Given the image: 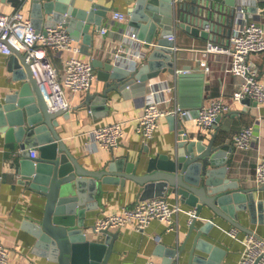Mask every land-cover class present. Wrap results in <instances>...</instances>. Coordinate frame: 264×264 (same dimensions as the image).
<instances>
[{"label": "water", "instance_id": "obj_1", "mask_svg": "<svg viewBox=\"0 0 264 264\" xmlns=\"http://www.w3.org/2000/svg\"><path fill=\"white\" fill-rule=\"evenodd\" d=\"M129 1L128 23L145 41V61L132 69L109 56L93 57L91 62L97 69L98 78L105 82L102 92L89 91L83 102L93 111L98 107L105 112L108 110L107 100L112 90L123 89V85L136 80L146 86L149 80L164 72H176L178 51L172 48L175 41L168 38L174 28L206 37L213 36L219 29L218 23L213 19L211 22V16L208 19L190 13L187 2L175 14L173 0ZM77 2L32 0L31 18L38 29L62 22L73 38L80 39L83 35L85 48L90 52L95 30L102 28L110 4L96 1L85 7ZM257 9V5L248 6L249 11L256 12ZM200 13L202 15V11ZM233 13L234 7L226 16L230 24ZM208 23L212 26L211 31L205 29ZM8 68L13 72V78L21 80L22 84L6 94L0 104V133L7 142L18 141L23 149L20 182L46 197L43 216L37 220H24V227L36 237L35 252L49 261L55 264H115L111 258L119 232L110 227L97 230L95 225L87 226L85 218L89 210L100 206L105 183L125 185L127 179L145 185L142 199L165 195L167 185L181 201L196 208L188 235L181 244H158L156 254L162 256L163 264H228L224 261L226 250L203 237L210 234L214 225L212 216L198 224L206 208L248 233L254 231L241 221L242 215L252 222H264V196L257 197L256 194L264 191V184L246 187L229 176V154L233 146L229 144L227 149L225 143H216L217 131L206 139L191 137L179 126L172 150L151 156L146 172L142 174L137 172L140 161L131 162L127 156L114 155L103 168L90 169L70 150L56 128L60 123L58 117H68L69 109L50 108L26 55L14 49L9 55ZM176 77L180 86L179 104L191 108L193 116H198L199 108L204 104L205 73L198 70L179 72ZM191 81L198 85L192 98L187 94ZM168 118L175 123L174 114ZM221 120L222 117L219 122ZM33 147L39 152L36 157L30 156ZM155 181L163 183L164 188L148 194Z\"/></svg>", "mask_w": 264, "mask_h": 264}, {"label": "crops", "instance_id": "obj_2", "mask_svg": "<svg viewBox=\"0 0 264 264\" xmlns=\"http://www.w3.org/2000/svg\"><path fill=\"white\" fill-rule=\"evenodd\" d=\"M77 1L78 5L85 7L96 1L110 4V10L103 19L102 28L107 26L114 10L127 12L128 7L131 5L129 0ZM233 2L234 0H189L193 15L208 19L211 16V22L213 19L214 22L218 23L219 29L213 33V38L196 35L182 28L174 29L175 43L178 47V68L190 65L193 68L196 67V70L204 72L201 68L199 69L197 57L202 56V51L198 49L206 48L209 40L221 45L228 44L227 30H230L231 24L226 16H228L227 13L230 8L241 2H245L248 6L257 5L258 8H264V0H235L234 3L236 4H233ZM18 8H22L25 14L32 17V0H0V10L2 12L12 13ZM250 19H259L264 22V11L261 15L258 12L251 13ZM128 22L129 19L126 22L127 24L122 23L120 26H129ZM112 29L109 32H102L101 29L95 30L94 44L90 47V52H87L85 48L83 35L80 39L74 38V43L81 47L77 56L84 60H92L95 56L109 55L111 45L117 40L118 33L115 30L112 31ZM72 54L73 52L69 50L62 52L50 51L53 63L61 69L64 66L65 58ZM251 57L257 64L259 77L264 78V51L253 53ZM8 59L9 55L0 52V104L6 94L16 90L22 84L21 80L13 78V72L8 68ZM208 62L211 71L204 72V103H209L212 98L222 97L225 102L230 104L231 108L223 115L217 128L203 130L197 126L194 118L183 122L182 126L191 137H205L207 139L217 131L215 142L225 143L226 148L229 149V144H233V139L240 129L244 125L254 124L257 137L253 140L251 148L240 150L232 145L233 148L229 154V176L238 179L243 186H258L254 166L257 155L264 154V105H259L250 98L244 101L233 98L234 90L242 84L244 77L234 75L228 71L230 56L227 53L210 52ZM95 71L96 78L90 89L72 92L69 88H65L71 108L68 110V117L65 118L63 115L58 117L60 123L56 128L70 150L87 168L97 170L103 168L114 155L127 156L131 162L140 161L137 172L142 174L146 172L148 160L151 156L172 150L178 136L177 120L175 119L174 123L168 117H162L154 138L144 143L142 136L136 130V124L138 117L144 111L150 84L147 83L145 86L138 80L129 84L125 83L123 89L109 92L107 100L109 108L106 112L103 111L102 107H98L93 111L89 105L83 104L87 93L89 91L102 92L105 88V82L98 78L97 69ZM163 80H167L174 86L170 101L163 104L173 107L176 103H179L180 97V86L176 72L174 74L164 72L159 77L152 79V81ZM197 91L198 85L196 82L191 81V84L187 87V94L191 97ZM117 121L122 122L124 126V134L117 148L99 147L94 150L89 148L92 146L89 144V131L91 129ZM20 149L22 147L18 141L7 142L5 136L0 133V240L9 252L8 264H55L45 256L35 252L36 237L24 227V220H37L43 216L46 197L20 182L22 175L19 168L20 160L23 158ZM152 184L153 186L148 189V194H155L164 188V184L159 183V181ZM144 188L145 185L130 179H127L125 185L105 183L101 197L102 202L99 207L87 212L86 225H95L96 220L101 215L119 210L122 206L133 205L141 200ZM165 193L163 196L168 197L171 202H180L186 209L195 208L181 201L167 185H165ZM256 194L257 197L264 196V191H257ZM211 216L214 225L210 230V234H204L203 237L219 244L226 250L225 262L240 264L245 246L244 239L248 232L239 228L238 235L232 236L229 232L234 225L223 217L213 215L208 208H206V213L199 218L198 224H203ZM241 221L253 229L255 233L264 237V222H252L249 217L243 215ZM190 225L189 213L183 210L178 214L172 225L153 220L144 230L137 229L136 222H131L120 228H112L114 231H118L119 234L114 243V253L111 261L115 264H147L149 260H154L156 264H163L162 256L156 254L158 244H181L188 235ZM156 236L159 237L156 238Z\"/></svg>", "mask_w": 264, "mask_h": 264}, {"label": "built area", "instance_id": "obj_3", "mask_svg": "<svg viewBox=\"0 0 264 264\" xmlns=\"http://www.w3.org/2000/svg\"><path fill=\"white\" fill-rule=\"evenodd\" d=\"M256 1V0H255ZM174 12L178 11L189 0H173ZM264 8H258L256 13L262 14ZM191 13V7L189 6ZM251 12L248 4L241 2L234 7L233 21L228 32V44L221 45L209 40L202 56L197 57L199 69L208 73L211 66L208 62L210 52H224L230 56L228 71L237 76H243L244 81L233 92V98L244 101L250 98L259 105H264V78L259 77L257 64L251 55L264 51V22L259 19H250ZM129 14L122 10H114L111 20L107 26L101 28L102 32L109 30L117 31V40L111 45L109 56L115 62L124 64L132 69H137L144 61L147 48L144 40L138 36V31L131 25L120 26L126 23ZM178 21V19L176 18ZM127 24V23H126ZM175 29V28H174ZM205 29L211 31L210 23ZM177 30V29H175ZM213 38V36H211ZM170 40L175 41L174 32L168 35ZM178 50L176 43L172 46ZM19 50L26 55L27 61L39 84L45 99L51 109L71 108L66 87L72 92L88 90L96 78V71L91 60H84L77 56L81 47L74 43L68 27L62 22L56 25L38 29L34 26L32 18L25 14L22 8L12 13L0 10V52L10 55L13 50ZM72 51L73 54L65 58L63 68H58L52 61L50 51L62 52ZM193 68H176V73L191 72ZM147 101L142 115L138 117L136 124L137 132L142 136L143 142L147 143L154 138L160 126L162 117L174 114L178 127H183V122L194 118L196 124L203 130H211L219 124V118L230 110V104L223 98H212L209 103H204L199 108L198 116L194 117L192 109L183 107L179 103L170 107L171 93L174 86L167 80L148 82ZM124 134V126L120 121L110 122L95 127L89 131L92 150L104 147L115 149L119 146ZM257 137L254 124L244 125L233 139V146L240 150L251 148L253 140ZM23 149L19 151L22 152ZM37 147L30 148V156L38 155ZM255 179L257 185L264 184V154H258L255 162ZM189 213L191 223L196 214V208L186 209L180 202H171L166 196H154L138 200L133 205L122 206L119 210L107 212L98 217L95 228H120L136 222L139 230H144L153 220H159L172 225L181 211ZM173 227V226H171ZM239 228L233 226L230 230L232 236H237ZM159 236H156V238ZM244 249L240 264H264V237L257 233H246ZM9 252L0 240V264H8ZM147 264H156L149 260Z\"/></svg>", "mask_w": 264, "mask_h": 264}]
</instances>
